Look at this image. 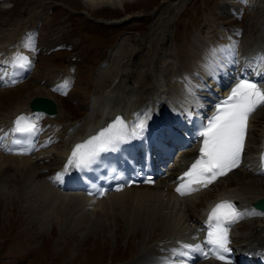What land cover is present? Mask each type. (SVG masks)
I'll return each mask as SVG.
<instances>
[{
  "label": "bare ground",
  "instance_id": "obj_1",
  "mask_svg": "<svg viewBox=\"0 0 264 264\" xmlns=\"http://www.w3.org/2000/svg\"><path fill=\"white\" fill-rule=\"evenodd\" d=\"M83 1L90 8H95L98 3L106 2V0ZM117 1L120 6H124L127 0ZM225 6L222 7L225 9ZM39 8L42 10L40 13H45V6L40 5ZM257 12L263 15L264 9ZM232 13L235 14L233 8ZM171 14L172 11L168 10L161 17L159 24L154 27L153 37L145 46L142 44L146 48L155 44L154 50L146 49L145 53L139 54V50L131 46L132 44H122L124 48H120L121 40L110 49L108 57L95 71L94 92L86 107V113L77 121L68 123L62 116L63 110H60L59 105L58 112L54 116L32 111L29 102L32 96L42 94L44 87L34 86L30 89L26 85L27 79L18 81L12 87L15 89L19 86L26 87V91L7 111L0 112V193L5 192L6 197H15L14 195L19 194L27 202L26 207L29 206V210L35 212L37 217H39L38 210L44 212V216L50 215V211L45 209L47 206L50 210L52 209L51 211L74 206V211L77 208L75 211L77 217L69 216L74 226L79 225V221L85 220L81 217L87 215L93 217L95 220L93 221L96 222V224L91 222L95 225L92 227L98 228L101 222L95 217L106 215L119 207L126 213L127 238H137V245L140 246L139 254L130 264H220L217 261L197 262L188 256L186 259L176 260L173 250L178 245L181 246L180 241L182 240L187 243L195 241L196 244L199 242L204 244V227L200 225V230L195 231L191 225L195 227L199 224L198 220L202 221L201 211L213 204L228 201L244 214L235 223L227 225L228 235L232 242L231 247L237 256L236 264H264V214H262L264 211L254 205L257 199L264 198V167L261 166V155L264 153V123L258 130V143L248 146L249 141L252 140L253 122L264 106L256 109L248 118L244 165L219 179L207 190L191 196L178 197L175 194V187L181 183L178 178L182 177L200 157L198 144L200 140L201 145L203 143V137L200 136L196 138L197 140L189 139L184 145L176 144L170 149L173 156L164 173L158 175L152 186H130L119 193L105 194L101 199L94 198L87 196L82 186H76V179L70 167L65 171V165L75 146L84 144L109 124H113L117 118L124 122L127 130V139L124 142L132 148L135 149L138 146V137L144 136H149L156 145L163 141L168 146L171 140H164L162 136H168L166 130L172 118L177 119L179 114L184 115L183 105H189L193 114L202 115V119L198 120L202 127L208 124L209 118L216 113L217 105L222 99L227 98L240 79L252 80L259 87L264 88V62L259 60L264 56L263 17L250 18V23L255 24L254 31L250 32L251 39L247 40L244 49H233L232 44H226L228 49H231V54L228 53L227 75H223L226 72L220 74L216 72L219 69L214 71L213 67L206 66L209 61L202 58L203 75H198L201 83L198 82L188 87V92L180 85L173 87L175 82L185 83L182 68L189 62L187 57H191L194 53L191 55L192 50L188 49L182 54L176 52L173 56L165 49L169 35V23L166 21ZM31 16L14 22L7 20L0 24V93L11 89L17 77H26L31 70V76H34L35 54L38 56V53L44 51L43 49L49 48L48 44L54 40L39 42L40 39L35 32L37 30L36 21L40 15L37 13ZM260 21H262L261 28ZM158 34H161V37L157 41ZM227 34L232 35L229 31ZM237 35V32L234 33L235 37ZM257 41H261L262 44L254 47ZM251 63L254 65L250 66ZM171 67H173L172 71ZM58 74L54 80H47L48 78L44 80V86L66 94L72 73L66 68L60 70ZM50 95L53 97L52 94ZM20 116L30 118L31 122L36 125L34 134L42 129L37 125L45 121H48L50 128L53 127L51 138H42L36 142L35 149L44 147L43 152L34 156H19L9 152L10 143L16 137V132L13 131L14 121ZM51 119H56L58 122ZM141 123L144 124L142 130L137 127ZM134 132L138 135H133ZM35 137L38 135L28 139L33 141ZM55 141L59 143V147L47 149L49 144ZM55 149L57 151H54ZM49 157H51V162L48 163L49 166H45L43 161ZM160 158L164 159L165 156ZM49 169L54 170V174L59 171L61 181H65L68 187L58 188L54 174L46 176ZM238 171L241 174L236 175ZM213 188L218 189L216 196L206 201L202 208L194 213L199 197L209 193ZM70 190L71 192H68ZM80 190L82 192H78ZM11 202L15 201L12 199ZM62 213L71 214V211L60 210L57 216L63 215ZM58 219H63V216L57 217ZM242 226H245L246 230L239 234ZM234 240H237L236 245H234Z\"/></svg>",
  "mask_w": 264,
  "mask_h": 264
},
{
  "label": "rangeland",
  "instance_id": "obj_2",
  "mask_svg": "<svg viewBox=\"0 0 264 264\" xmlns=\"http://www.w3.org/2000/svg\"><path fill=\"white\" fill-rule=\"evenodd\" d=\"M40 5L45 6V13H40ZM222 6H225V9ZM232 8L237 14L232 13ZM261 9H264V1L260 0H127L124 6H120L117 0H106L103 4L98 3L95 8H90L83 0H0V24L7 20H21L37 13L40 15L38 22L36 21L35 32L39 42L54 40L48 44L49 48L43 49L38 56L35 54L36 71L34 76L27 79L26 85L30 89L34 86L44 87L42 94L32 98L47 95V98L56 102L57 110L58 105L61 107L62 116L66 121L72 123L85 115L94 92L95 71L108 57L110 49L121 40L120 48L125 44H132L131 46L139 50V54L145 53L146 49L154 50L155 44L149 48L143 47L142 44H148L149 39L153 37L154 27L168 10H171L172 14L166 21L169 23V35L165 49L173 56L176 52L182 54L188 49L192 50L191 55L194 53L187 57V64L186 60L183 62L185 83H173V87L180 85L188 92V87L201 83L198 75H203V59L209 61L205 62L206 66L213 67L214 71L219 69L217 73L226 72L228 53L231 54V49H228L226 44H232L233 49H244L247 40L251 39L250 32L254 31L255 24H251L249 20L251 17L264 18V14L257 12ZM111 20L115 23H107ZM228 31L232 35L229 36ZM236 32L238 35L235 37ZM160 37L161 34L156 36L157 41ZM260 44L261 41H257L254 47ZM201 49L203 50L200 51ZM205 51L208 54L203 53ZM218 64H221V67ZM252 65L254 64L251 63L250 66ZM66 68L70 73L73 72L66 95L44 86V80H54L59 75L58 72ZM221 68L223 69L220 70ZM172 69L173 67L171 71ZM223 75H227V72ZM25 91L26 87L19 86L1 92L0 112L7 111ZM45 123L44 126L49 125L48 121ZM263 123L264 109L253 122L252 140L248 146L258 143L257 134ZM52 128L48 127L40 134V138L51 137ZM51 147L57 148L59 143H52L49 148ZM43 151L39 149L35 154ZM50 162L51 157L43 161L45 166H49ZM54 172L49 169L46 176ZM239 173L241 174L238 171L236 175ZM217 192L218 189L213 188L199 197L194 213H197L206 201L214 198ZM4 193H0V264H130L140 252L137 238H127L126 213L119 207L106 215L95 217L101 222L98 228L92 227L95 225L91 222L95 220L87 215L81 217L85 220L74 226L69 220L70 215L77 217V208L74 211V206L58 208L56 211H51L47 206L45 209L50 211V215L44 216V212L38 210L37 217L35 212L29 210V206L26 207L27 202L22 196L16 193L15 197H6ZM12 199L15 204L11 202ZM60 210H69L71 214L62 213L63 215L59 216H63V219L57 220ZM244 230L245 226H242L239 234ZM236 241L234 240V245L237 244Z\"/></svg>",
  "mask_w": 264,
  "mask_h": 264
},
{
  "label": "snow or ice",
  "instance_id": "obj_3",
  "mask_svg": "<svg viewBox=\"0 0 264 264\" xmlns=\"http://www.w3.org/2000/svg\"><path fill=\"white\" fill-rule=\"evenodd\" d=\"M259 60L264 62V56ZM261 105H264V88L259 87L256 82L240 79L227 98L217 105L216 113L209 118L208 124L202 126V130L198 132V135L203 137V143L199 149L200 157L182 177L178 178L181 184L176 188L177 193L189 194L184 189H190L192 184L206 186L205 181L211 183L217 176L238 167L243 152L248 118ZM137 127L142 130L144 124L141 123ZM35 130L36 125L28 117L20 116L14 121L13 131L16 133L30 134ZM133 135L138 133L134 132ZM126 139V126L120 118H117L99 135L92 137L84 144L75 146L65 165V171L70 166L76 168L87 166L100 152ZM261 166L264 167V154L261 155ZM243 215L228 201L217 203L212 208L207 220L209 230L205 245L211 246L210 250L215 258L225 259V254L229 252L227 225L235 223ZM182 247L188 249L193 246L183 244ZM197 250H199L198 246Z\"/></svg>",
  "mask_w": 264,
  "mask_h": 264
},
{
  "label": "water",
  "instance_id": "obj_4",
  "mask_svg": "<svg viewBox=\"0 0 264 264\" xmlns=\"http://www.w3.org/2000/svg\"><path fill=\"white\" fill-rule=\"evenodd\" d=\"M30 108L34 111H43L47 114L53 115L56 113V106L52 99L44 98V97H34L30 101ZM255 206L264 210V199H259Z\"/></svg>",
  "mask_w": 264,
  "mask_h": 264
}]
</instances>
